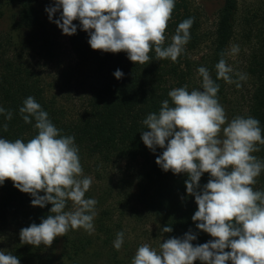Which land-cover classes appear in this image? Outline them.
<instances>
[{"label":"trees","instance_id":"1","mask_svg":"<svg viewBox=\"0 0 264 264\" xmlns=\"http://www.w3.org/2000/svg\"><path fill=\"white\" fill-rule=\"evenodd\" d=\"M239 2L222 0L214 30L205 33L187 5L176 0L165 46L182 21L194 18L185 52L173 62L156 60L153 50L149 63L136 65L127 53L93 50L78 20L74 21L77 33L63 37L45 11L54 6L48 0H0V107L13 113L11 121L0 115V138L27 142L38 134L34 118L27 124L19 112L24 100L34 97L61 135L75 137L84 175H92L100 183L86 193V198L98 201L94 232L70 230L56 238L51 247H37L36 260L29 264H132L135 253L126 245L129 229L135 230L133 227L140 223L147 227L151 221L159 228L150 233L160 242L183 238L190 231L197 236L194 246L213 239L192 220L198 205L187 193L188 175L165 172L157 165L156 158L163 149L153 153L143 143L141 132L147 129L142 122L149 113L159 111L163 100H170L168 92L172 89L187 85L189 91L203 90L198 73L203 66L220 86L218 98L228 120L251 116L260 121L264 134L263 29L261 48L246 72L249 87L241 97L235 84L216 79L215 65L221 53L229 65ZM60 15L56 13L54 19ZM204 45L206 51L199 55ZM117 69L124 74L119 80L114 76ZM232 76L238 79L234 73ZM5 123L6 132L2 127ZM260 147L254 155L264 161V146ZM210 178L208 173L202 176L201 188ZM253 187L264 191V171ZM32 199L11 180L0 186V246L9 243L7 253L17 256L20 264H27L24 252L31 255L21 243V229L40 224L51 214V204L33 207ZM70 209L71 202L66 210ZM165 226L172 227V233H163ZM121 231L125 246L117 251L114 241Z\"/></svg>","mask_w":264,"mask_h":264},{"label":"clouds","instance_id":"2","mask_svg":"<svg viewBox=\"0 0 264 264\" xmlns=\"http://www.w3.org/2000/svg\"><path fill=\"white\" fill-rule=\"evenodd\" d=\"M175 5L176 0H54L45 11L64 35L77 33L74 21L78 20L93 50L124 52L131 62L144 65L152 60L153 50L156 60L173 62L185 52L194 18L182 21L165 46ZM58 12L59 19H54ZM238 52V45L231 48V54ZM224 55L215 65L216 79L242 87L240 81L247 76L235 73L238 79L234 80ZM198 73L203 90L189 91L185 85L169 91L170 100H163L158 112L147 115L142 122L147 130L141 133L153 153L163 149L156 158L163 171L188 175L187 193L198 205L192 220L213 239L194 246L197 236L190 231L183 238L164 239L159 250L145 243L132 264H264V191L253 187L264 171V161L254 155L264 146L260 121L251 116L229 121L218 98L219 84L206 67ZM123 75L119 69L114 73L118 80ZM19 112L27 124L34 118L38 134L27 142L0 138V186L11 180L20 192L33 197V207L52 205L51 214L40 224L21 229V243L51 247L70 230L82 228L91 234L98 201L86 198L92 179L84 175L75 137L61 135L34 97H27ZM0 115L8 121L13 118L3 107ZM2 127L8 130L7 123ZM205 173L211 178L201 188ZM69 202L73 207L66 210ZM161 231L172 233L173 228L165 226ZM123 243L121 231L115 249L119 251ZM0 264H20V260L0 250Z\"/></svg>","mask_w":264,"mask_h":264},{"label":"rangeland","instance_id":"3","mask_svg":"<svg viewBox=\"0 0 264 264\" xmlns=\"http://www.w3.org/2000/svg\"><path fill=\"white\" fill-rule=\"evenodd\" d=\"M180 1H183L190 9V11L194 14V16L199 19L203 32L209 33L214 30L222 0ZM48 2L54 5V0H48ZM263 17L264 2L262 0H240L235 37L231 44V48L238 45L239 52L236 54H231V48L229 51V66L233 68L234 74L242 73L246 75L247 69L252 62L253 56L259 52V49L261 48L260 30H264ZM61 34L64 37V34ZM205 51L206 47L204 45L201 48L199 55L205 53ZM248 81V78L244 81H240L244 84L242 85L243 88H237L238 96L241 97V93H244L246 91V86L249 87V84L247 83ZM89 177H91L92 179V184L90 187L91 190L92 187H96L100 183L94 176L91 175ZM133 228L136 229H129V236L126 239V245L130 249L133 248V253H136L137 249L145 243H148L153 248L159 250V245L162 242H160V240H158L152 232L150 233V231L158 232L159 227L156 223L151 221L147 227L140 223L136 224V227ZM26 246L28 247V250L30 249L31 255H29L27 252H24L23 257L27 261V264H29L30 262L36 260L35 256L38 255L39 252L37 250V247H34L32 245ZM8 248H10L9 243H5L0 246V250H5L6 253L8 251Z\"/></svg>","mask_w":264,"mask_h":264}]
</instances>
